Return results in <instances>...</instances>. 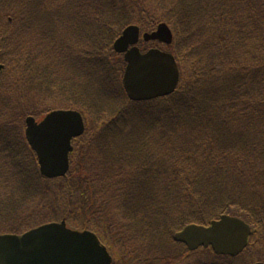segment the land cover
<instances>
[{"label":"trees","instance_id":"16d2710c","mask_svg":"<svg viewBox=\"0 0 264 264\" xmlns=\"http://www.w3.org/2000/svg\"><path fill=\"white\" fill-rule=\"evenodd\" d=\"M147 1L71 0L68 2L70 6L65 5L59 11L49 10L44 17L52 21L63 13L69 14L71 10L74 16L90 17L88 30L78 33L84 34L91 40L93 44L91 54L94 57L97 41L100 42L103 38L100 31L93 28L94 23L97 22L96 18H99L101 23L104 22L112 31L115 30L109 23L113 21L105 17L107 13L117 19L116 26L123 29L131 24L149 26L152 8L148 6ZM0 3L2 7L0 16L8 15L9 19H12V22L5 20L6 27L0 31V47L6 52L13 53L10 48H4L7 45L10 46L7 39L12 28L15 34L18 33L19 29L15 26L20 24L21 18L30 15L28 10L31 7L41 6L44 2L42 3V0H0ZM132 3H136V9L131 7ZM88 7L89 11L85 13ZM98 8L103 10V14L100 15L104 17V21L102 17L94 13V10ZM205 11L211 16L207 18L206 24L200 25L195 13ZM216 12H218L217 15ZM263 13L264 0H181L174 8L173 20L170 22L180 40L177 54L181 66L179 89L173 95L163 99L131 103L127 100L121 86L120 89L129 106L126 104L119 106L113 99L110 102L116 106L115 111L105 118H103L105 113L100 107L101 103L96 105L90 103L84 106L85 112L91 119L92 129H99L94 130L98 133L94 134L99 136L96 142L100 143L101 157L104 161L107 160L105 162L110 163L109 166L104 162H98L97 170H100V173L96 175V179H105L108 176L107 168L119 169L126 166L131 169L132 174L139 169L150 171L151 168H155L153 180L160 186H166L162 193H166L167 188L176 190L179 185V189L171 195L172 201L182 200L183 202L179 205L188 211L181 210L173 215L159 207L163 205L151 194H146L149 192L148 189L134 184L135 191L143 193L144 201H130V206H127L126 210L129 212L127 216L132 219L131 232L139 238L147 235L150 240L148 249L151 254L148 253L146 257L145 250L141 248L137 251L143 256L142 264H154L169 258L177 250L174 249L172 252L175 246L174 234L185 226L208 225L210 221L219 218L222 214L232 215V211L242 213L241 216H232L245 220L254 228L253 243L255 244H252V248L261 249L262 247L264 223L260 224L252 217L254 213L264 214V202H261L258 208L253 205L252 207L256 209L250 210L245 201L240 200L234 192L230 193L223 181L222 187L218 183L226 175L228 178L238 175L237 177L244 180L257 183L258 177L264 175L261 169L264 163V52L260 50L264 48L262 45L264 28L260 23ZM214 28L222 38L221 45H215L213 41L205 38V34ZM50 31L53 32L51 29ZM14 47L18 51L21 43H15ZM187 61L188 65L184 66L183 62L187 63ZM12 62L11 59V64ZM15 70L17 72L21 70L19 62L15 63ZM128 109L131 112H139L140 115L124 116L123 112ZM136 130H140V136L133 139L137 133ZM117 133L122 134L117 135ZM89 135L90 132L82 138L80 151L76 150L74 153L73 169L74 166L76 170L79 167H85L82 164L79 165V162L81 157L83 158L82 150L86 140L93 136ZM121 135L126 138L127 145L111 148L110 146L115 144L113 139L115 137L120 139ZM149 135L159 136V149L160 144L166 148L169 144L177 145L175 147L177 152L183 155L182 158L188 159L190 164L186 163L183 166L179 158H169L173 162L169 170L171 176L166 180H160L159 176L165 172V168L163 164L155 163L154 157L158 152L151 154L144 151L148 161L143 158L145 156L142 157L144 153L136 155V149L140 145L147 149L154 142V139L147 140ZM163 158L166 160L165 157ZM73 169L65 179H62L66 183V189L61 194L68 201L79 194L75 183L71 181L75 172ZM34 173L37 176V172L34 171ZM198 175L201 181L194 179ZM36 178L39 181L43 180L38 176ZM43 181L45 183L48 180ZM78 183L82 184L81 188L84 187L85 182ZM230 185L237 186V184ZM152 187L156 188L155 184H152ZM243 189L244 187L239 186L235 192ZM81 193L82 196L85 195ZM87 195L89 197V194ZM125 197L123 196L124 199ZM257 197L253 198L257 200ZM25 200L29 208L30 199L25 197L23 203ZM195 207H199V210H190ZM106 208L109 209V206ZM140 208L142 211H139ZM245 210L246 213H244ZM67 222H75L89 229L88 224L82 225L80 221L77 222L71 218H68ZM45 223L47 222L43 224ZM96 229L98 228L94 230ZM97 231L104 234L100 228ZM164 237L166 240H163ZM117 244L121 243H112L120 252V261L116 259L115 264H130L132 260L134 264H137L133 256L125 253L128 243L123 242L124 245L121 248ZM250 251L251 249L248 252ZM186 253L187 250L184 254ZM129 256L132 259L127 260ZM212 256L215 257L213 254ZM259 258H261L259 261L264 259L263 256ZM223 259L225 258H221V261ZM197 264H200V261Z\"/></svg>","mask_w":264,"mask_h":264},{"label":"rangeland","instance_id":"374dc122","mask_svg":"<svg viewBox=\"0 0 264 264\" xmlns=\"http://www.w3.org/2000/svg\"><path fill=\"white\" fill-rule=\"evenodd\" d=\"M69 1L71 0H42L43 5L31 7L28 10L30 15L21 18L20 24L15 26L19 32L15 34L12 28L7 39L10 46L7 45L4 48H10L13 53L6 52L0 47V235L8 234L10 231L29 230L44 222L66 221V225H68L67 219L71 218L77 222L80 221L82 225L88 224L89 230L100 228L109 241L114 244L121 243L117 244L120 248L124 245L123 242L128 243L125 253L133 256L137 264H142L143 256L137 251L142 248L146 252V257L148 253L151 254L148 249L150 240L147 235L139 238L131 232L132 219L127 216L129 212L126 210L127 206H130V201H144L143 193L135 191V188L140 186L148 189L149 192L146 194H151L156 201L163 205L159 207L175 215L181 210L188 211L179 205L183 202L182 200L172 201L171 195L179 189V185L176 190L167 188L168 191L162 193L166 186H160L153 180L155 168H151L150 171L139 169L133 174L130 172L131 169L126 166L119 167V169L107 168L108 176L103 180L96 179V175L100 173V170H97L98 162H104L109 166L110 163L105 162L107 160L104 161L99 152L100 143L96 142L99 136L94 134L99 129H92L89 126V136H93L86 140L82 150L83 158L81 157V162H79V165L82 164L85 167H79L78 170H76V166L74 169L71 167L75 171L71 181L75 183L79 194L73 200L68 201L61 194L66 189V183L62 180L65 178L48 180L44 183V179L39 173L36 157L25 138L28 116H33L41 121L52 110L78 108L85 114L86 119L91 120L84 108L90 103L94 105L101 103L100 107L105 113L103 118L114 113L116 106L110 102L113 99L119 106L125 104L129 106L128 99L126 100L120 89L121 86L123 87L122 77L125 62L123 57L113 50V44L123 28L116 26L117 19L113 18L110 13H107L105 17L114 22H110L109 25L115 31L96 18L97 22L94 23L93 28L100 31L103 38L100 42L97 41L93 57L91 40L84 34L78 33L88 30L90 17L86 15L74 16L72 10L69 14L63 13L52 21L44 17L49 10L59 11L65 5L70 6ZM180 1L148 0L147 4L152 8L151 25L148 28L152 29L158 23H165L174 31V27L170 24L173 20L172 12ZM131 7L136 9V3H132ZM1 10L0 3V14H2ZM88 11L89 7L84 12ZM94 13L102 17L104 21V17L100 15L103 14L101 8L95 9ZM195 14L198 16L200 25L206 24L207 18L211 16L206 11ZM215 14L217 15L218 12ZM0 17H2L0 20L1 31L6 27L5 20L11 21L12 19H9L8 15ZM260 23L264 28V13L260 18ZM225 33L229 32L225 31ZM205 38L213 41L215 45H221L222 38L215 28L207 32ZM17 42L21 43V48L18 51L14 47ZM179 43L180 40L176 38V42L169 47L158 43L153 44L164 51H173L178 54ZM260 50L264 52V48H260ZM16 62L20 63L21 70L19 72L15 70ZM183 64L187 66L188 61ZM123 114L128 117L140 115L139 112H131L129 109ZM136 132L133 139L140 136V130H136ZM120 134L122 133H117V135ZM124 135H121L120 139L115 137L113 139L115 144L110 147L127 145ZM150 139H154L151 145H156H150L147 149L140 145L136 149V155H141L144 151L151 154L158 152L154 157L155 163L163 164L165 168V172L159 176L160 180H166L171 176L169 170L173 162L169 158H179L183 166L186 163L190 164L188 159L182 158L183 155L177 152L175 149L177 145L169 144L166 148L160 144L159 149V136L149 135L147 140ZM76 145L77 151H80V142H76ZM142 157L148 161L145 153ZM261 169L264 171V163H262ZM34 171L37 172L38 177L43 179L42 181L36 178ZM202 175L204 176V174ZM237 176L228 178L226 175L222 180H219L218 184L222 187L224 182L230 193L234 192L240 197V200L245 201L250 210L256 209L252 207L253 205L258 208L259 204L264 202V175L258 177L257 183ZM206 177L210 179L209 176ZM179 178L181 179V177ZM194 179L201 181L199 175ZM78 182L86 184L84 183V187L81 188L82 184ZM152 184H155L156 188H153ZM230 184H237V186ZM239 186L244 189L235 192ZM81 192L85 195L82 196ZM180 192L182 191L180 190ZM27 193L31 194L27 196ZM123 196H126L125 199ZM256 196H258L257 200L253 198ZM25 197L30 199L29 208L26 206V200L23 203ZM106 206H109V209L106 208V210ZM175 207L177 208L174 209ZM190 210L198 211L199 207ZM139 211H142V208ZM247 211L249 212V210ZM232 215L241 216L243 214L232 211ZM232 215L222 214L220 217H232ZM252 218L260 224L264 223V214L262 213H254ZM202 227H206V225ZM96 232L102 234L99 231ZM163 240H166V237ZM174 243L172 252L174 249L177 250L169 258L154 264H197L199 261L200 264H253L261 259L259 256L264 258V237L261 249L250 248V252L245 251L237 257L223 256L225 259L222 261L223 257H213L209 251L184 254L187 248L181 243L175 241ZM250 243L255 244L253 239L250 240ZM131 256L126 259H132ZM130 264H134V261L132 260Z\"/></svg>","mask_w":264,"mask_h":264},{"label":"water","instance_id":"95a60500","mask_svg":"<svg viewBox=\"0 0 264 264\" xmlns=\"http://www.w3.org/2000/svg\"><path fill=\"white\" fill-rule=\"evenodd\" d=\"M159 36L171 43L166 25H161L151 37ZM137 39L138 29H127L115 49L125 52ZM125 59L128 66L123 85L132 101L153 100L176 90L179 70L172 55L160 51L141 55L132 49ZM27 126L26 136L38 155L42 174L47 178L65 176L73 150L72 139L85 131L82 116L74 111H56L41 123L29 118ZM250 234L244 222L224 216L208 228L188 226L176 234L175 240L185 243L191 251L211 246L216 254L236 257L246 248ZM0 264H112V258L95 234L70 230L62 222L41 226L21 236H0Z\"/></svg>","mask_w":264,"mask_h":264}]
</instances>
